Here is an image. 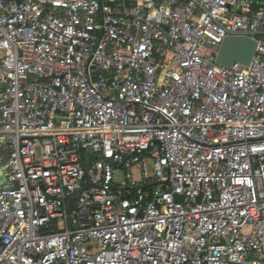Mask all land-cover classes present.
<instances>
[{
    "label": "built area",
    "instance_id": "built-area-1",
    "mask_svg": "<svg viewBox=\"0 0 264 264\" xmlns=\"http://www.w3.org/2000/svg\"><path fill=\"white\" fill-rule=\"evenodd\" d=\"M0 264H264V0H0Z\"/></svg>",
    "mask_w": 264,
    "mask_h": 264
},
{
    "label": "water",
    "instance_id": "water-1",
    "mask_svg": "<svg viewBox=\"0 0 264 264\" xmlns=\"http://www.w3.org/2000/svg\"><path fill=\"white\" fill-rule=\"evenodd\" d=\"M257 40L248 36H228L219 49L217 61L227 67H231L236 62L249 65L255 55ZM112 163L113 160H111ZM77 193L74 198H78ZM180 199V198H179ZM71 205V199L69 206Z\"/></svg>",
    "mask_w": 264,
    "mask_h": 264
},
{
    "label": "rangeland",
    "instance_id": "rangeland-1",
    "mask_svg": "<svg viewBox=\"0 0 264 264\" xmlns=\"http://www.w3.org/2000/svg\"><path fill=\"white\" fill-rule=\"evenodd\" d=\"M136 176H138V173L136 172Z\"/></svg>",
    "mask_w": 264,
    "mask_h": 264
}]
</instances>
